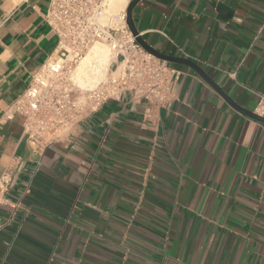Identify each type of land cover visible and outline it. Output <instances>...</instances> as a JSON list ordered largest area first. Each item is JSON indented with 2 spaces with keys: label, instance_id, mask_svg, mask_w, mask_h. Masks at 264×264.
Segmentation results:
<instances>
[{
  "label": "crops",
  "instance_id": "1",
  "mask_svg": "<svg viewBox=\"0 0 264 264\" xmlns=\"http://www.w3.org/2000/svg\"><path fill=\"white\" fill-rule=\"evenodd\" d=\"M127 6L133 0H127ZM50 0H0V118L55 52ZM140 37L197 64L157 109L129 95L39 148L0 120V264H264V0H142Z\"/></svg>",
  "mask_w": 264,
  "mask_h": 264
},
{
  "label": "built area",
  "instance_id": "2",
  "mask_svg": "<svg viewBox=\"0 0 264 264\" xmlns=\"http://www.w3.org/2000/svg\"><path fill=\"white\" fill-rule=\"evenodd\" d=\"M114 1L50 0L45 21L58 37L57 48L0 118L9 123L22 117L29 143L39 148L73 143L86 119L124 95L157 109L172 101L183 71L137 42L128 25V6L114 11ZM96 45L108 48L111 74L95 87H81L74 80L75 70ZM254 113L264 117V98ZM12 183L9 172L0 178V203Z\"/></svg>",
  "mask_w": 264,
  "mask_h": 264
},
{
  "label": "bare ground",
  "instance_id": "3",
  "mask_svg": "<svg viewBox=\"0 0 264 264\" xmlns=\"http://www.w3.org/2000/svg\"><path fill=\"white\" fill-rule=\"evenodd\" d=\"M127 2V0H115L112 4V9L114 11L125 9ZM109 53L105 45H96L90 49L75 70V82L80 86L95 87L109 69Z\"/></svg>",
  "mask_w": 264,
  "mask_h": 264
},
{
  "label": "water",
  "instance_id": "4",
  "mask_svg": "<svg viewBox=\"0 0 264 264\" xmlns=\"http://www.w3.org/2000/svg\"><path fill=\"white\" fill-rule=\"evenodd\" d=\"M142 0H133L129 7H128V25L129 28L131 30V32L133 33V35L137 38V42L149 53L153 54L154 56H156L157 58L169 62V63H173V64H179V65H184L187 66L191 69H193L194 71H196L205 81H207L209 84H211L213 87H215L217 90L218 88L216 87V85L212 82V80L207 76V74L204 72L203 69H201V67H199L197 64H195L194 62L187 60V59H183V58H176V57H170L167 56L165 54H162L160 52H158L157 50H155L154 48L150 47L148 44L145 43V41L143 40L142 37H140L139 32L137 31L134 21H133V10L134 8L137 6V4H139ZM224 98L228 101V103L238 112L244 114L245 116L258 121L260 123L264 124V117L255 114L252 111L246 110L242 107H240L239 105L235 104L231 99H229L226 95H224L223 93H221Z\"/></svg>",
  "mask_w": 264,
  "mask_h": 264
},
{
  "label": "rangeland",
  "instance_id": "5",
  "mask_svg": "<svg viewBox=\"0 0 264 264\" xmlns=\"http://www.w3.org/2000/svg\"><path fill=\"white\" fill-rule=\"evenodd\" d=\"M116 11H117V10H116ZM105 47H106V46H105ZM106 48H107V47H106ZM107 50H108V48H107ZM108 51H109V50H108ZM109 54H110V53H109ZM111 61H112V60H111V56H110V64H111ZM109 74H111L110 69L107 70V73L103 76V78H101V79L99 80V82H100V81H103L104 79H106L107 77H109ZM75 81H76V80H75ZM99 82H98V83H99ZM98 83H97V84H98ZM81 86H83V85H81ZM83 87H84V86H83Z\"/></svg>",
  "mask_w": 264,
  "mask_h": 264
}]
</instances>
